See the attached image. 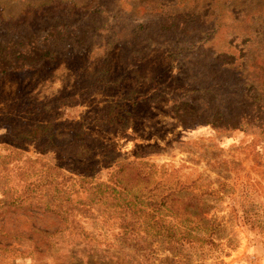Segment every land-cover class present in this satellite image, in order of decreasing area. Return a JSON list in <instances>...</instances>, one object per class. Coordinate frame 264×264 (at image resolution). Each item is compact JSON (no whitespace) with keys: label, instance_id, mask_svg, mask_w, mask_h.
I'll return each instance as SVG.
<instances>
[{"label":"rangeland","instance_id":"374dc122","mask_svg":"<svg viewBox=\"0 0 264 264\" xmlns=\"http://www.w3.org/2000/svg\"><path fill=\"white\" fill-rule=\"evenodd\" d=\"M167 16L199 23L183 36L164 29ZM224 41L243 61L229 67L196 53ZM22 45L53 57L0 76V158L15 173L29 168L23 159H39L77 190L84 176L83 186L107 183L121 166L118 177L143 204L201 195L222 250H186L190 264H264V0H0L3 59L21 57ZM113 105L125 116L103 126ZM32 126L72 154L73 132L85 131L87 155L55 156L47 139L23 138ZM128 218L110 204L68 221L3 212L0 264H181L143 230L145 218L133 223L141 239L124 240Z\"/></svg>","mask_w":264,"mask_h":264},{"label":"trees","instance_id":"16d2710c","mask_svg":"<svg viewBox=\"0 0 264 264\" xmlns=\"http://www.w3.org/2000/svg\"><path fill=\"white\" fill-rule=\"evenodd\" d=\"M188 21H184L179 17L167 16L164 29L172 30L173 32L179 31L183 33V36H188L190 33L188 31L190 30L186 29H192L195 24L199 23L198 19H190ZM212 21H214V26H219L221 18L217 15ZM201 24L203 25L200 26L203 27L205 22ZM191 25L193 26L191 27ZM214 32L213 30L211 35ZM194 36L196 35L194 34ZM227 38L232 41L233 37L227 36ZM23 40L26 41L27 39L24 37ZM199 42L203 45L207 40L199 37ZM230 45L226 41L223 42L222 48L218 44L217 47L209 45V48L206 49L207 52L204 46H199L200 49L204 50L199 51V49L196 53L199 58L207 56V58L222 62L225 66L232 67L234 62L243 61V58H235L233 52L237 50L234 48L231 51ZM25 47L27 46L22 45L21 48L23 50L20 49L18 51L21 57L17 56L13 60L12 58L3 59L4 54L0 53L2 58V62H0L1 77L7 72L24 73L31 71L37 63L53 57L52 50L47 47L41 48L35 45L30 48ZM30 53L36 55V61L26 62L24 60L23 56H27ZM240 67L245 68V62H242ZM123 116L125 115L121 112L119 106L113 105L108 117L103 120L105 124L102 125L109 127L111 123H115L117 118H122ZM207 121L206 123L208 124ZM228 128L233 129L235 125L234 127L228 126ZM46 130V128L32 126L23 135V138L32 139L33 141L47 139L50 143L49 149L57 157L82 158L87 155V148L81 145V142H84L87 138L85 131L78 129L73 132L72 139L75 142L78 141L79 144L76 146L75 154H72L68 150V145L60 146L54 140H51L52 134L45 136ZM75 142L69 144L72 149L75 148ZM4 159L6 158H0V177L4 179L2 195L6 200L4 202L0 201V214H3V212L25 213L27 210L36 209L42 213L54 214L60 221H68L75 212L84 206L93 207L95 205L110 204V208L113 211L117 208L121 215L125 213L129 215V221L123 227L124 240L131 242L141 239L138 234L140 227L137 229L133 223L136 224L135 221L139 217L145 218L143 230L146 229V232H150L151 237L157 238L165 251L171 253V255L173 254V256H178L181 264L191 263L189 260L190 256L186 250H196L203 247H208L209 249L220 247L221 249L220 244L215 243L213 238L215 233L213 226L204 218L210 206L205 203L201 195L169 193L160 198L157 203L148 202L143 204L144 202L140 201L138 196L132 192V186L118 177L122 172L121 166L117 167L115 172L110 175L107 183L94 182L83 186L87 177L84 176L76 181L80 184H78L77 190H74L73 184L75 181H72L71 186H68L67 182L71 178L64 176L56 164L49 165L39 159L25 158L22 161H24V164H28L29 168L15 173L14 170L16 169L12 167L11 162L4 161ZM12 161L20 162V155L16 159L13 158ZM10 180H15L14 186L16 187L12 188L9 185ZM89 181L91 182L88 179L87 182ZM230 245V242H227L224 247H229L230 250H233L234 246Z\"/></svg>","mask_w":264,"mask_h":264}]
</instances>
